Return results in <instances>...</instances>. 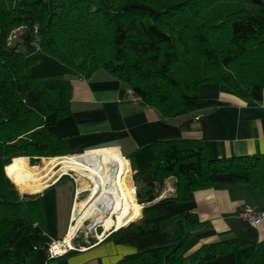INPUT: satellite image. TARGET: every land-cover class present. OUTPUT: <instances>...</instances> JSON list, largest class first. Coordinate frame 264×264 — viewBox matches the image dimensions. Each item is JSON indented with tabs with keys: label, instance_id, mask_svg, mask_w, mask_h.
<instances>
[{
	"label": "trees",
	"instance_id": "16d2710c",
	"mask_svg": "<svg viewBox=\"0 0 264 264\" xmlns=\"http://www.w3.org/2000/svg\"><path fill=\"white\" fill-rule=\"evenodd\" d=\"M33 52L57 59L63 71L29 74L25 59ZM98 68L164 117L218 104L199 96L205 82L260 100L264 0H0V264L48 260L52 238L40 193L20 194L5 170L16 161L34 166L41 157L68 155L48 127L70 113L67 74L89 76ZM169 177L173 194L157 199ZM133 181L141 217L115 233L136 251L117 264H264V239L204 243L187 253L185 236L200 226L193 214L183 213L170 230L145 221L215 184L264 191L258 155L211 158L194 140H158Z\"/></svg>",
	"mask_w": 264,
	"mask_h": 264
},
{
	"label": "crops",
	"instance_id": "0c3cea01",
	"mask_svg": "<svg viewBox=\"0 0 264 264\" xmlns=\"http://www.w3.org/2000/svg\"><path fill=\"white\" fill-rule=\"evenodd\" d=\"M48 57V61L52 62L54 58ZM54 60L57 61L54 62L57 68L55 72H62V63ZM67 76L71 82L70 113L48 127L53 136L64 142L69 152L65 156L117 152L128 162L133 185V174L148 162L152 145L158 140H194L202 145L206 155L211 158L256 154L264 162V89L261 99L256 101L239 97L222 84L205 82L200 85L199 96L217 100L218 104L164 117L155 107L127 100V85L103 68L94 70L89 76ZM185 122L188 124L184 125ZM56 179L39 193L45 209L43 198L47 192L53 191L52 198L58 202L73 186L71 198L62 207L61 218L49 224L45 212L46 232L53 240H61L72 223L74 208L80 199L87 196L84 190L89 183L86 179L81 180L75 172L63 173ZM82 182L85 185H81ZM174 183V177L165 179L157 199L173 194ZM83 193L86 195L83 196ZM107 196L106 204L112 201V195L107 193ZM245 204L264 212V191L247 184H215L194 191L189 201L168 206L158 216L156 223L164 227L171 224L172 229L183 213L193 214L200 226L189 229L185 236L183 251L186 249L187 253L204 243L230 239L251 245L264 239V219L251 225L240 217V208ZM108 215L95 231H76L72 239L73 248L69 249L72 251L67 250L46 264H117L125 255L134 253L136 248L121 241L115 233L116 222L110 227L101 228L106 224ZM109 217L113 218L112 215ZM53 225L57 228L51 227ZM101 231L104 237L96 241V235ZM89 239L95 241L91 243Z\"/></svg>",
	"mask_w": 264,
	"mask_h": 264
},
{
	"label": "bare ground",
	"instance_id": "6f19581e",
	"mask_svg": "<svg viewBox=\"0 0 264 264\" xmlns=\"http://www.w3.org/2000/svg\"><path fill=\"white\" fill-rule=\"evenodd\" d=\"M111 165L116 167V173L113 176H110L108 172ZM69 172L77 173L83 181L86 179L88 183L92 182L84 190L87 191V196L80 199L74 210L85 205L87 199L96 191L98 185L101 186L105 198L107 193L112 195L110 197L114 204L110 205V202H107V204L105 202V207L97 208L95 201L86 207L80 216L73 217L65 237L55 243V249L58 252H63V248L59 243H63L64 246L69 248L73 247L72 239L87 218H93V221L84 226L92 229L97 226V223L99 225L103 224L105 217L112 212L108 216L113 215V222H116L114 228L119 229L139 216L141 204L137 203L135 199V189L131 183L128 162L117 152L109 151L83 156L50 157L47 162L35 169L17 162L5 170V175L19 192L30 194L41 191L45 186H48L49 182L55 180L58 175L68 174ZM79 193L80 191L78 190L77 201Z\"/></svg>",
	"mask_w": 264,
	"mask_h": 264
},
{
	"label": "rangeland",
	"instance_id": "374dc122",
	"mask_svg": "<svg viewBox=\"0 0 264 264\" xmlns=\"http://www.w3.org/2000/svg\"><path fill=\"white\" fill-rule=\"evenodd\" d=\"M95 1H98V0H95ZM19 32H20V29L19 30L17 29L15 33L17 34ZM47 58H49L48 55H46L45 53H42V52H33V53H30L27 56V58L25 59V69H26V71L29 74H31V75H43V74L56 73L55 71H57V68H55V64L56 63H54V62H57V61L54 60V59H51V60H53L52 61L53 63H52L51 61H48L49 59H47ZM76 155H80V154H76ZM63 156H65V155H63ZM60 157H62V156H60ZM43 158H45V159H43ZM28 159H29V157H28ZM48 159L49 158H47V157H41L40 159H37V161L35 162V164H33L34 166L29 165V164L26 163V161H25L26 160V157H24V162L27 165H29L28 167H30L32 169H35V168L40 167L45 162H47ZM17 162L18 161H16V163ZM18 163H20V162H18ZM27 165H25V166H27ZM81 185H85V183H82ZM71 192H73V186L70 187V190L68 191V193H66L64 195L63 199H61L58 202L57 201H54L53 198H52L53 191L47 192L46 196L43 198V202H44V207H45L44 212H46V217H47V220H48L49 224H53L58 219V217L61 218L62 212H63L62 207H64L68 203V198L69 199L71 198ZM19 193L20 194H24V193H21V192H19ZM30 194H33V193H30ZM82 195L84 196V195H86V193H83ZM57 204H58L59 208H57ZM140 213H141V211H140ZM112 217H113V215H112ZM140 217H141V215H140ZM107 218H108L107 221H106L107 226L105 224L104 226H101V228L110 227L111 224H114L113 218H111L109 216ZM134 220H137V219H134ZM158 220H159L158 216H155V217L146 218L145 221L148 224H154ZM86 224H87V222L85 221L83 225H86ZM166 225L167 226H165V229L170 230L171 229V224H166ZM51 227H53L54 229L57 228L56 225H53ZM88 229L91 230V231L94 230L93 228L91 229V228H87L86 226H83L81 229H79V231L80 232L81 231L90 232ZM91 241L92 240L89 239V242H91ZM185 251H186V249H185Z\"/></svg>",
	"mask_w": 264,
	"mask_h": 264
},
{
	"label": "built area",
	"instance_id": "2783aa9c",
	"mask_svg": "<svg viewBox=\"0 0 264 264\" xmlns=\"http://www.w3.org/2000/svg\"><path fill=\"white\" fill-rule=\"evenodd\" d=\"M12 38H14V35H11L9 37V40L11 41ZM34 45L36 47L37 43L34 42ZM126 99L131 101V102H133V103H135V104L143 103L142 97L139 94L135 93L134 90L132 88H129V87L126 90ZM239 215L244 220L249 222L251 225H256L262 219H264V212L257 211L253 206H250V205H247V204L243 205L240 208ZM96 227H100V225L97 223V226H95L93 228L94 231H95ZM75 235H76V233H75ZM100 235H102V231L100 232L99 235H96V241H100L104 237V235H102V236H100ZM56 241H59V240H53L52 239L50 241L49 245H48V248H47L48 260L53 259V258H57V257L63 255L67 250L73 248V247L72 248L66 247V246H64L63 243H59L60 246H62V248H63V252H58V250L55 249ZM47 261H45L44 264H46Z\"/></svg>",
	"mask_w": 264,
	"mask_h": 264
},
{
	"label": "water",
	"instance_id": "95a60500",
	"mask_svg": "<svg viewBox=\"0 0 264 264\" xmlns=\"http://www.w3.org/2000/svg\"><path fill=\"white\" fill-rule=\"evenodd\" d=\"M109 175L113 176L116 173V167L114 165H111L108 169ZM89 184H92V182H89ZM87 192V191H85ZM97 198L98 201H97ZM107 198V194H106ZM106 198L104 193L102 192L101 186L98 185L96 188V191L87 199L86 203L82 207H78L73 211V217H78L82 214L83 210L88 207L92 202L96 201L97 208L105 207ZM113 204V201L110 202V205ZM87 224H90L93 221V218H87L85 219ZM95 225V223H93Z\"/></svg>",
	"mask_w": 264,
	"mask_h": 264
},
{
	"label": "clouds",
	"instance_id": "9594fccd",
	"mask_svg": "<svg viewBox=\"0 0 264 264\" xmlns=\"http://www.w3.org/2000/svg\"><path fill=\"white\" fill-rule=\"evenodd\" d=\"M75 237V236H74ZM62 240V239H61Z\"/></svg>",
	"mask_w": 264,
	"mask_h": 264
}]
</instances>
